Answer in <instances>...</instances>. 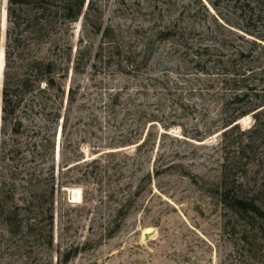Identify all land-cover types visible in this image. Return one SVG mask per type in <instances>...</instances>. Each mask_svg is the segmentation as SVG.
Wrapping results in <instances>:
<instances>
[{
  "label": "rangeland",
  "instance_id": "rangeland-1",
  "mask_svg": "<svg viewBox=\"0 0 264 264\" xmlns=\"http://www.w3.org/2000/svg\"><path fill=\"white\" fill-rule=\"evenodd\" d=\"M7 5L3 0L0 12L3 72ZM175 21L206 34L218 29L217 22L244 33L232 0H86L84 14L68 24L60 41L73 48L71 62H60L47 44H30L32 58L59 63L53 93L72 88L87 104L65 130L54 123L55 108L29 107L33 97L26 95L2 136L0 75V143L4 138L5 153L20 150L17 162L24 164L18 178L7 168L10 160L2 173V217L12 219L0 225V264H264V130L253 132L254 116L240 129L217 131V105L208 107L197 93L183 90L173 100L153 85L149 77L159 72L152 70L158 56L138 74L114 65L92 71L89 79V54L85 73L76 70L77 49H96L109 26L129 50L141 47L155 23ZM14 61L17 74L23 62ZM170 66L176 71V64ZM113 88H124L123 97L134 100L131 105L123 98L119 105L122 127L104 104ZM19 121L23 127L15 134ZM47 139L50 149L44 150ZM50 167L55 189L43 203L36 179ZM238 199L245 204L237 205Z\"/></svg>",
  "mask_w": 264,
  "mask_h": 264
},
{
  "label": "trees",
  "instance_id": "trees-1",
  "mask_svg": "<svg viewBox=\"0 0 264 264\" xmlns=\"http://www.w3.org/2000/svg\"><path fill=\"white\" fill-rule=\"evenodd\" d=\"M232 2L239 13V19L242 20L243 34L232 32L228 26L218 22V29L208 31L207 34L197 27L180 25L178 21L162 25L155 23L149 31H145L140 48L124 50L121 43L115 40L113 26H109L104 30L96 49L91 51L88 48L77 49L76 70L78 73H85L82 70L88 66L86 56L89 54L90 59L93 57L94 63L90 64L91 72H88V78L92 71L105 72L114 65L121 68L123 66L122 71L126 68L130 70L129 73L138 74L142 69H148L149 62L158 56L155 69L152 70L159 72L149 78L155 87L162 86L161 91L170 99L180 98L179 90L190 95L197 93L208 107L213 103L222 112L217 131L227 134L236 128L240 129L238 121L247 115H253L255 124L251 129L254 133L261 132L264 130V0ZM85 3L86 0H8L2 136L6 134V129L16 116L21 103L27 100L26 95L33 97L28 99L29 107L39 105L42 109L55 108L57 112L54 114V123L62 130L71 127L78 118V113L87 108V104L78 100L79 92L72 88L65 92L60 87L57 93H53L56 85L55 75L61 69L58 67L59 63L54 60L46 61L44 58H32L31 52V45L34 42H38L40 47L47 44L50 53H58L60 62L65 59L71 62L73 48L68 43L61 45L60 41L64 40L68 24L76 22L84 14ZM2 5L3 0H0V12ZM163 46L165 55L160 53ZM17 58L22 59L23 66L20 68L24 69L16 74L12 70L15 68L14 60ZM172 64H176V71L170 68ZM43 81L46 83L45 86L41 84ZM184 84L189 87H183ZM83 91H87V85ZM124 91V88H113L104 102L105 107L116 117L119 127L124 125L123 120L120 121L119 113L122 99L131 100V105L134 102L131 95L129 98L123 97ZM37 94L39 96H36ZM16 125L18 128H13L12 132L19 134L23 124L19 121ZM92 125L93 122L90 123V126ZM204 134L206 137V132ZM6 144L2 138L0 225L9 226L11 216L2 217L7 193L2 173L6 168V162L10 160L12 166L8 165L7 168L10 169L12 178H18L23 173L19 167L24 164L17 162L16 156L20 150L16 147L5 153ZM50 144L51 141L47 139L46 144L42 145L43 149H50ZM61 145L65 146L64 143ZM31 162L36 164L35 161ZM48 170L51 171L42 173L36 179L42 186L39 197L43 203L52 197L55 189L53 184L55 169L50 167ZM27 175L30 176L28 182L33 186L35 174L32 168ZM236 203L239 206L245 204L240 199ZM49 218L53 219V216L50 215ZM49 238L46 241L51 246L52 232Z\"/></svg>",
  "mask_w": 264,
  "mask_h": 264
},
{
  "label": "bare ground",
  "instance_id": "bare-ground-1",
  "mask_svg": "<svg viewBox=\"0 0 264 264\" xmlns=\"http://www.w3.org/2000/svg\"><path fill=\"white\" fill-rule=\"evenodd\" d=\"M251 119V115H247V116H245V117H243L242 119H240V121H238V123L240 122V123H246L247 121H249ZM248 124V123H247ZM246 125V124H245ZM218 135V134H217ZM85 160H87V159H85ZM152 229L151 228H147L146 230H145V235L146 236H150L151 235V233H152Z\"/></svg>",
  "mask_w": 264,
  "mask_h": 264
},
{
  "label": "water",
  "instance_id": "water-1",
  "mask_svg": "<svg viewBox=\"0 0 264 264\" xmlns=\"http://www.w3.org/2000/svg\"><path fill=\"white\" fill-rule=\"evenodd\" d=\"M1 25H2V22H1ZM1 36H2V31H1ZM0 57H1V53H0ZM0 62H1V58H0ZM0 75H4V72L1 70V67H0ZM239 124H240V122H239Z\"/></svg>",
  "mask_w": 264,
  "mask_h": 264
}]
</instances>
